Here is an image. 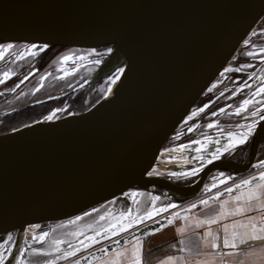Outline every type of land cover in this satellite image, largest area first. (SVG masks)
<instances>
[{"label": "water", "instance_id": "obj_1", "mask_svg": "<svg viewBox=\"0 0 264 264\" xmlns=\"http://www.w3.org/2000/svg\"><path fill=\"white\" fill-rule=\"evenodd\" d=\"M263 16L264 0H108L86 8L70 0H0L1 42L92 50L115 46L82 85L125 70L116 86L85 113L63 117L48 131L31 132L39 123L35 122L0 134V238L11 242L5 264H24L34 244L43 245L44 251L56 233L52 229H58L46 223L86 216L107 202L113 205L109 212L122 210L131 188L156 192L163 203L153 209L176 207L135 223L145 214L141 212L126 231L120 228L127 220L98 231L93 239L86 236L68 243V250L69 244L83 249L114 239L85 257L94 259L104 249L146 236L173 214L191 209L178 207L208 195L214 187L221 190L210 195L209 202L218 193L217 199L247 187L237 182L253 168L264 121L247 164L218 160L188 185L165 177L175 174L151 175L149 170L161 165L162 148L172 133ZM136 50L141 52L130 63ZM225 167L235 173L228 186L219 181L204 189L212 172ZM143 197L138 207L144 205ZM43 232H49L44 241L32 239ZM2 256L6 255L0 251Z\"/></svg>", "mask_w": 264, "mask_h": 264}, {"label": "flooded vegetation", "instance_id": "obj_2", "mask_svg": "<svg viewBox=\"0 0 264 264\" xmlns=\"http://www.w3.org/2000/svg\"><path fill=\"white\" fill-rule=\"evenodd\" d=\"M258 27L259 29H256L254 32L260 34V37L255 38L256 33L252 38L260 43L257 45V47L260 48L258 52L264 53V16L255 26V28ZM243 43L227 66L214 80L211 87L194 104L189 115L181 122L179 127L172 133L164 145V149L166 150L167 148L169 149V146L171 145H184L188 142H194L200 138L202 139L205 135H210L208 137H216L222 127H226L228 130H232L231 127H237L234 123H238V120L241 118L244 122L243 125H247L253 121H258L254 134L245 145L239 146L238 148L226 153H222L219 158L212 157L211 162H209L207 166H205L198 173L195 180L200 178L202 172L209 164L217 162L218 160L229 159L239 164H247L251 159L258 130L264 121L260 120V115H264V93L259 96H252L253 92H256L261 87H264V56L258 59V61H256L257 58L252 59L246 54L250 52V50H243ZM7 44L9 43L0 41V45ZM11 44L14 47L5 54L4 59H0V72L2 71L4 73L9 71V66L16 60V56L21 50L23 51L22 47H16L19 43ZM67 48L68 47L61 46H52L47 48V50L41 55H38L33 60H30V62L26 65L27 68H21L18 72H12L14 75H11V78L6 79L3 83H0V101L2 103L10 102L13 95L19 97L21 100L20 104L15 105L13 108H6L5 110H2V113L0 114V134L33 124L37 118L45 117L55 109H58V111L61 112L59 114L60 117H66L70 114L85 113L103 98L108 90L107 88L110 85L109 82H111L113 76L108 78L100 77L90 83L84 85L82 84L107 59L110 54L108 49L113 50L115 46L89 50L92 51L93 54H89L86 50H79L81 51L80 55L77 57L72 56V59L66 63H59V66H63H54L55 69L51 70L52 68L49 67L52 66L53 62L57 61V57L59 58L58 60H60V57L62 56L59 55H61V53ZM96 60H99L100 63H95ZM86 64H90L91 67H94L88 75L86 74L81 78L77 77L73 83H65L66 85L58 91L39 97L42 85L48 81L47 78L50 75L53 73L57 75L55 77L57 84L60 82H67L68 78L75 76L81 68H85ZM238 68L241 70L235 71V69ZM43 70H45L47 74H45L43 79H38L39 82L35 81V78L41 74ZM26 76L28 78L24 79ZM245 84H247V86H245ZM16 85H19V87H16ZM46 87H49V85ZM12 89L15 90L12 91ZM221 93L223 94L221 95ZM245 99L253 100V104L248 106L247 111L241 113L240 117H243L236 120L237 115H235V110ZM205 105H208V107L205 108ZM249 107H252L253 109L248 111ZM200 108H204V111L199 112ZM220 109H224V112H221ZM255 109H262V111L258 116L252 117L250 113ZM193 112H196L197 115L192 116ZM213 113H216V115H213ZM189 117H191V119ZM209 124H212L213 127L209 128ZM189 129L192 130L190 131ZM263 146L264 136L259 145V150L255 160L256 163L260 160L258 156L260 149H262ZM232 175H235V173ZM165 177L181 185L192 184L195 181H190L191 177H189V181L182 180L174 176L166 175ZM227 178L228 177L225 176V178H222L221 181H225Z\"/></svg>", "mask_w": 264, "mask_h": 264}, {"label": "rangeland", "instance_id": "obj_3", "mask_svg": "<svg viewBox=\"0 0 264 264\" xmlns=\"http://www.w3.org/2000/svg\"><path fill=\"white\" fill-rule=\"evenodd\" d=\"M256 29H259V27L254 28L252 30V32L249 34V36L244 41L246 43H243L242 46H243V50L244 49H246V51L250 50V52L253 53V56H250L252 59L257 58L256 61H258V59H260L262 56H264V53L258 52L260 50V48L257 47V45H259L260 43L257 42L256 40H253V38H252L257 33V32L256 33L254 32ZM256 37H260V34L257 33L255 35V38ZM28 46L29 45H25L23 43H19V45H16V47H18V48L22 47L23 51ZM79 50H86V51H88L89 54H93L92 51H89L92 49H78V48H71L70 49V48H67L59 56L63 57L64 55L71 54L72 56L77 57L78 55L81 54V51H79ZM41 54L42 53H39L38 55H41ZM33 59L34 58L31 56H26L25 59H21V60L16 59L9 66L8 70H11V72H18V71H20L21 68L25 69V68H27L26 65L30 62V60H33ZM58 59L59 58L57 57L56 58L57 61L53 62L52 66L49 67V68H52L51 70L55 69L54 66L55 67L63 66V65L59 66L60 60H58ZM54 64H56V65H54ZM88 65L90 66V64H86L87 67L85 66V68H81L80 71L77 74H75V76L68 78L67 82H63V83L60 82L57 84L56 83L57 80H55V77L57 75L55 73H53L52 75H50L47 78L48 81L45 83L46 86L49 85V87H46L45 84L42 85L41 94H39V97H43L47 94H50L51 92L58 91L64 85L71 83V82L73 83V81L77 77L81 78L86 74L88 75L89 72H91L94 69V67H91V66L89 67ZM82 72H84V73H82ZM123 72L120 73L119 78L122 76ZM45 74H47V73L45 70H43L41 72V74H39L35 78V81L39 82L38 79L44 78ZM2 78H3V72L1 71L0 72V79H2ZM118 79H116L115 82H112V80H111V82H109L110 88H109V86H108V88L112 89L113 86L117 83ZM20 102H21L20 98L14 96V95H13V97H11L10 102H3L2 103L0 101V114L2 113V110H5L6 108L11 109L15 105L20 104ZM252 109H253L252 107L251 108L249 107L248 111H250ZM57 111H58V109H55L52 112H50L48 115H46L45 117L37 118L35 120V122H42V120L46 121L47 120V119H45L46 117L54 115ZM240 115H237L236 120L243 117V116L240 117ZM55 116H57V115H55ZM55 116H54V118H55ZM63 117H60V119H62ZM54 118H53V120H54ZM242 120L243 119L241 118L238 120V123H234V122L233 123L236 126L238 124L243 125L244 122ZM35 122H33V123H35ZM20 128H22V127H20ZM231 129L232 130H228V129H226V127H222V129L219 130L220 132L217 133L216 137H208L210 135L204 134L205 135V137L203 136L204 138L202 137V139L200 138V139L196 140V141H199V143L188 142V143H186L184 145H180V146L171 145V146H169V149L167 148L166 150L163 147L162 153H161V156L159 159V162L161 165L154 166L153 168H151L149 170V174H151V175L175 174L173 176L177 177L179 179L189 181L188 179H189V177H191L190 181H194L195 178L197 177L198 173L205 166H207L209 161L212 160V157H214L213 153L216 152V149H218V148L220 149V153L218 154V156L222 155V153L228 152V151L224 150L223 145L228 143L227 134L229 132H243V131H245V129L238 128V127H234V128L231 127ZM0 131H1V128H0ZM243 145H245V144H243ZM243 145H240V146H243ZM238 147H236V148H238ZM261 152H262V154H260V158H259L260 160H258L257 163L255 162L254 165L258 164L260 161H264V146H263ZM193 170H195V174H193ZM262 170H264V169L253 167L250 170L249 174L239 175L240 178H243V179L239 180L237 183L242 182L243 180H246L252 176L259 174L260 171H262ZM231 174L232 173H228L227 169H222L219 172H217V171L214 172L206 181V183L204 185V189L207 187L209 188V187L213 186L215 183L219 182V180L221 181L222 178H225V176H227L228 178L225 180L226 184L224 187L228 186V182H227L228 179H232L231 177L234 176V175L231 176ZM190 175H193V176H190ZM223 182H224V180H223ZM233 184H234V182H233ZM224 187H222V188H224ZM156 190H160V189L156 188ZM217 191H219V190H216L215 192H217ZM143 192H145V193H143ZM200 193L201 194H199V195H202L203 191ZM214 193H212V195ZM142 194H144L143 198H146V200L144 202V205H142L141 207H138L139 206L138 201L140 200ZM209 196L210 195L208 194L204 197L196 199V200L189 202L188 204H186L184 206H180L178 208H181V209L190 208L191 205L195 204L196 202H200L201 200H207ZM126 197L128 198V202L126 204H123L122 210H116L113 212H109V209L112 208L113 205L110 204L111 202H107L106 204H104L105 206L98 207V209L95 212L92 211L90 213V215L83 216L82 219H80V220L74 219L76 221L75 224L69 223V221H74V220L52 222L49 224L46 223L47 226H59V227L74 226L76 231H64L59 235H56V234L50 235L49 243L43 249L46 252H52V255H49V256L41 255V256H39V260H44L45 258L46 259L56 258L57 256L61 255V253L65 252V251H70V249L68 250V248H67L68 243H71L73 241H77V240L84 238L86 236H87V238H91L98 231H101V230L103 231L105 229H108L109 226L121 224L125 220L130 222L131 220H134L137 217V214H139L141 212L149 211L150 209H153V208H157L159 204L163 203V201H161V200H155V202H153V198L156 197V192L153 193L149 189L145 190V189H140V188H131L126 192ZM164 201H166V200H164ZM133 214H135V216H132ZM101 216L104 217L103 220L100 219ZM132 222H134V221H132ZM42 226H44V225H42ZM30 228L34 229V231H35V227H30ZM73 233H76L77 235H73ZM8 236L12 237V235H8ZM28 239H30V237H28ZM53 240L66 241L65 243L60 245L61 253L53 252V250H52L53 246L51 244V241H53ZM4 244H6V246ZM3 246H5V247H3ZM10 247H11V242H9V241L7 242V238L6 239L0 238V251H2L4 253V255H6V256L0 257V264H5L7 262L8 252H9Z\"/></svg>", "mask_w": 264, "mask_h": 264}, {"label": "snow or ice", "instance_id": "obj_4", "mask_svg": "<svg viewBox=\"0 0 264 264\" xmlns=\"http://www.w3.org/2000/svg\"><path fill=\"white\" fill-rule=\"evenodd\" d=\"M14 46L9 43L7 45H0V59H4V56L6 53H8ZM47 45L40 46L37 44H32L28 46L24 51H21L17 56V60L25 59L26 56H31L35 58L39 53H43L47 50ZM112 49H108V52H111ZM249 56H252V52L246 53ZM72 59V55H64L60 58V63L64 64L67 61ZM95 63L99 64L100 61L96 60ZM241 69H235V71H240ZM123 71V69L120 70V72L117 73L116 77L113 78L112 82H115L116 79L119 78L120 73ZM67 74V73H66ZM11 75H14V73L11 72V70L3 73V78L0 79V83H3L6 79L11 78ZM26 76L24 79H27ZM43 79V78H42ZM23 82V81H21ZM247 86V84H245ZM16 87H19V85H16ZM15 89H12L14 91ZM38 90V89H37ZM111 91V89H109ZM211 91V89H210ZM262 93H264V87L259 88L256 92L252 93V96H259ZM223 93H221L222 95ZM253 104V100L251 99H245L242 101L240 106L236 108L235 115H240L242 112L247 111V108L249 105ZM208 107V105H205V108ZM204 108H200L199 112H203ZM221 112H224V109H220ZM262 109H255L253 110L250 115L252 117H256L260 114ZM197 115L196 112L192 113V116ZM213 115H216V113H213ZM191 119V117H189ZM45 119L51 120L52 116H48ZM260 120H264V115H260ZM258 121H253L252 123H249L247 125H237L238 128H244L246 129L243 132H229L227 134L228 143L223 145L225 151H231L234 150L236 147L246 144L251 136L254 134L255 128L257 126ZM209 128L213 127L212 124L208 125ZM190 131L192 129H189ZM193 143H199V141H194ZM220 153V149H216V152L213 153V156L216 158H219L218 154ZM211 162V161H209ZM253 167L264 169V161H260L258 164L253 165ZM193 174H195V170H193ZM262 181L264 182V171H260L259 176H253L251 179H246L242 181V185L248 186L252 185L254 181ZM236 189L241 188V184L235 185ZM227 192L231 193L233 191L232 188L226 189ZM220 194H217V197H213V199H217ZM159 199V197H154L153 202L155 200ZM233 199L240 201L242 199V196H236ZM244 203L246 205V208L237 207L234 212L226 213L224 209V204L227 202L225 201L221 205V209L219 212H217L214 216L204 219V220H197L195 227L199 228L204 225H211L216 224L218 221L222 218H224L226 215H235L236 213H242L246 210H256L261 213H264V183H256L254 187L249 188L248 192L246 194H243ZM201 205L208 206L209 201L208 200H201ZM258 205V207H257ZM168 207H176V205L172 204ZM168 207L161 208V209H152L150 211H146L143 216H139L136 218L135 223H142L145 219H152L154 215H159L161 212L168 211ZM197 207L196 204L191 205V208ZM191 209H185V211H190ZM95 211V210H94ZM85 215H90L89 213H86ZM77 220L82 219V217H77ZM101 220L104 219L103 216L100 217ZM175 219H186V217H180L179 213L173 214V218H168L166 221V224L161 225L159 228L155 229L153 232L147 233V235L155 234V232L161 231L164 227H167L169 225H172L174 223ZM250 223L248 225H241V227L245 228L246 231L244 233H239L235 230V225H233V231L229 232V225H223L222 231L224 233L223 237L221 238L219 235L213 236L211 230L205 233L204 237L198 238L199 240L207 241L208 238H211L212 242L210 244L211 249H217L220 247L227 248V249H233V250H239V251H233V252H227V253H221L222 256H231L234 258V264H246V258L255 255L256 253L254 251H249L246 249H242V245H249L251 242H260L259 247L264 248V226L257 227V224L254 221L253 217L248 218ZM261 221H264V215H261ZM156 224H160L159 220L154 221ZM70 224H75L76 221H69ZM133 226V222L130 221L126 227L121 226L120 231H126L127 228H131ZM36 227H39L38 225ZM113 228L115 225L112 226ZM247 229H250V231H247ZM56 229H52L54 232ZM107 231V230H106ZM178 232L183 234L185 232V229L183 227L177 229ZM114 235H118L119 233L114 232ZM73 235H77L76 233H73ZM99 235V233H97ZM49 236V232H43L39 236L33 235L32 239L38 242H42ZM11 239V237H9ZM93 239V238H90ZM135 243L133 244L131 250L127 248H121L120 251L115 252L111 259L107 262V264H142V248H143V241L139 237H134ZM219 241V243H217ZM66 241L63 240H53L51 241V244L53 246V252L61 253L60 245L65 243ZM95 242V241H94ZM117 245L120 244V241H115ZM130 243V241H128ZM183 243V241H181ZM81 244L83 242L81 241ZM89 245H84V247H88ZM207 246V245H205ZM69 248H71V251H65L61 253V255L57 256L56 259H67L70 256H75L77 252H79L81 249L76 247L73 248L71 244H69ZM183 250V249H181ZM105 253H107V249L103 250ZM33 255H43V256H49L52 255V252H46L43 250H38L33 248L32 249ZM177 258L173 256H168L165 260H161L160 264H176ZM44 264H54L53 260H46L44 261ZM75 264H80V260H76Z\"/></svg>", "mask_w": 264, "mask_h": 264}, {"label": "crops", "instance_id": "obj_5", "mask_svg": "<svg viewBox=\"0 0 264 264\" xmlns=\"http://www.w3.org/2000/svg\"><path fill=\"white\" fill-rule=\"evenodd\" d=\"M261 151L262 149H260L258 158H260V154H262ZM222 169H227L228 173H234V170L229 167L221 168L216 171L219 172ZM256 183L264 182L258 181ZM256 183L248 185L238 192H233L214 201H210L208 206L202 205L197 208H191L190 211H185L180 215V217H186V219H175L172 225L164 227L161 231L155 232V234L152 235L146 234V236L141 238L139 237L143 241L141 253L142 264H160V261L165 260L168 256L176 257V264H234L233 257L222 256L221 253L239 250L227 249L223 247L211 249V238H208L207 241L203 242L198 238L204 237L205 233L209 230H211L213 236L219 235L222 238L224 235L222 231L223 225H229V232L233 231V225H235V230L237 232L244 233L246 229L241 227V225H248L250 223L248 219L249 217L254 218L253 222L257 224V227L264 226V221H261V215H264V213L256 210H246L242 213H236L235 215H226L216 224L204 225L199 228L195 227V225L197 220H204L214 216L220 211L221 205L225 201L227 202L224 204L226 213L234 212L237 207L246 208L243 194H246L249 188L254 187ZM217 187H214L209 195H212V193L216 190H221ZM236 196H242V199L240 201L233 199ZM176 210H181V208ZM181 227L185 229L183 234L177 231V229ZM138 228L139 227H136L135 229L137 230ZM64 231L76 230L73 226H58L55 234L59 235ZM247 231H250V229H247ZM112 240L114 239L91 244L89 245L91 248L87 249V247H85L80 250L79 254L68 259L45 258L44 260H39V255H33L31 249L24 260V264H44V261L46 260H53L54 264H75L76 260H80V264H107L115 252L120 251L121 248L131 250L133 244L135 243V239H131L128 240L130 243L126 241L122 246L114 248L113 250H108L107 253L102 252L101 254H97L94 259H85V257L89 256L93 252L101 251L108 244H110ZM181 241H183V243H181ZM217 243H219V241H217ZM259 245L260 242H251L249 245L241 246L242 249L254 251L256 253L255 255L246 258V264H264V248L259 247ZM35 246V249L41 250L43 245L34 244V247Z\"/></svg>", "mask_w": 264, "mask_h": 264}, {"label": "bare ground", "instance_id": "obj_6", "mask_svg": "<svg viewBox=\"0 0 264 264\" xmlns=\"http://www.w3.org/2000/svg\"><path fill=\"white\" fill-rule=\"evenodd\" d=\"M70 1L76 7L86 8V7L93 6L95 4H102L104 2H107L108 0H70ZM139 52H141V50L140 51H137V50L136 51H133L130 54V56L128 58V61L131 63L136 58V56L139 54ZM123 71L125 72V70H123ZM124 72H123V74H124ZM123 74H122V76H123ZM113 78H112V81H113ZM120 78L118 79L117 83L119 82ZM116 84L114 85V87L116 86ZM110 96H112V93L110 94ZM60 113L61 112L57 111L54 115H52L53 118H54L55 115H57V116H55L54 120H53V118L51 120H49V121L48 120H46V121H43L42 120V122H39L36 125V127L31 132H33V131L41 132V131H48V130L52 129L56 125V123H58V121L60 119V116H59ZM68 116L71 117L72 114L71 115H68Z\"/></svg>", "mask_w": 264, "mask_h": 264}]
</instances>
